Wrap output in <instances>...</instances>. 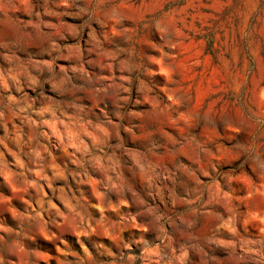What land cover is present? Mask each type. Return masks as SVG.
Wrapping results in <instances>:
<instances>
[{"label": "clouds", "instance_id": "1", "mask_svg": "<svg viewBox=\"0 0 264 264\" xmlns=\"http://www.w3.org/2000/svg\"><path fill=\"white\" fill-rule=\"evenodd\" d=\"M0 264H264V0H0Z\"/></svg>", "mask_w": 264, "mask_h": 264}]
</instances>
